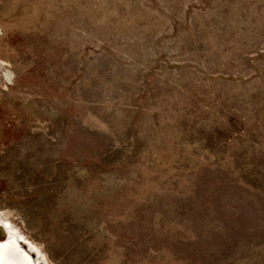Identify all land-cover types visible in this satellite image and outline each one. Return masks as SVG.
<instances>
[{
    "label": "rangeland",
    "instance_id": "374dc122",
    "mask_svg": "<svg viewBox=\"0 0 264 264\" xmlns=\"http://www.w3.org/2000/svg\"><path fill=\"white\" fill-rule=\"evenodd\" d=\"M3 220L48 264H264V0H0Z\"/></svg>",
    "mask_w": 264,
    "mask_h": 264
},
{
    "label": "flooded vegetation",
    "instance_id": "af4514ba",
    "mask_svg": "<svg viewBox=\"0 0 264 264\" xmlns=\"http://www.w3.org/2000/svg\"><path fill=\"white\" fill-rule=\"evenodd\" d=\"M3 222L7 238L0 241V264H41V261L48 264L45 253L36 243L29 240L10 221Z\"/></svg>",
    "mask_w": 264,
    "mask_h": 264
}]
</instances>
